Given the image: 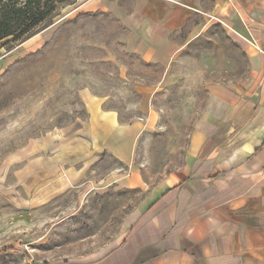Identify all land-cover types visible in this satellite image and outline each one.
Returning a JSON list of instances; mask_svg holds the SVG:
<instances>
[{"label": "crops", "instance_id": "crops-1", "mask_svg": "<svg viewBox=\"0 0 264 264\" xmlns=\"http://www.w3.org/2000/svg\"><path fill=\"white\" fill-rule=\"evenodd\" d=\"M81 7L119 20L127 50L165 69L161 86L171 81L169 67L212 26L225 32L228 59L217 67L223 77L204 87L181 173L147 191L107 248L41 264H264V0H86ZM152 93L142 90L143 119L126 123L81 90L86 120L33 139L12 160L25 157L14 170L25 203L71 191L79 201L110 190L144 191L133 163L141 135L156 121ZM105 157L120 167L99 175Z\"/></svg>", "mask_w": 264, "mask_h": 264}, {"label": "rangeland", "instance_id": "rangeland-1", "mask_svg": "<svg viewBox=\"0 0 264 264\" xmlns=\"http://www.w3.org/2000/svg\"><path fill=\"white\" fill-rule=\"evenodd\" d=\"M85 1L59 6L50 23L25 40L0 41V264L79 259L117 240L127 214L147 191L181 173L204 87L221 79L219 69L227 65L225 32L212 26L169 67L171 81L161 86L165 69L127 50L119 20L108 12L88 11L81 7ZM145 88L153 91L156 121L135 150L133 165L141 171L144 191L110 190L83 201L71 191L44 204L25 203L14 176L25 157H18L17 164L12 160L33 139L60 128L75 130L86 120L81 90L101 98L104 108L128 123L144 117L139 103ZM119 167L105 157L97 172Z\"/></svg>", "mask_w": 264, "mask_h": 264}, {"label": "trees", "instance_id": "trees-1", "mask_svg": "<svg viewBox=\"0 0 264 264\" xmlns=\"http://www.w3.org/2000/svg\"><path fill=\"white\" fill-rule=\"evenodd\" d=\"M69 0H0V41H21L46 27Z\"/></svg>", "mask_w": 264, "mask_h": 264}]
</instances>
